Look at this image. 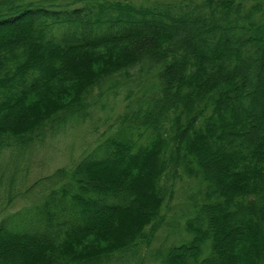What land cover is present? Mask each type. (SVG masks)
I'll return each instance as SVG.
<instances>
[{
    "label": "trees",
    "instance_id": "trees-1",
    "mask_svg": "<svg viewBox=\"0 0 264 264\" xmlns=\"http://www.w3.org/2000/svg\"><path fill=\"white\" fill-rule=\"evenodd\" d=\"M150 4L0 0V151L130 80L114 135L0 219V264H141L172 206L156 264H264V0Z\"/></svg>",
    "mask_w": 264,
    "mask_h": 264
},
{
    "label": "rangeland",
    "instance_id": "rangeland-1",
    "mask_svg": "<svg viewBox=\"0 0 264 264\" xmlns=\"http://www.w3.org/2000/svg\"><path fill=\"white\" fill-rule=\"evenodd\" d=\"M136 4L144 3L151 5L154 1L174 2L178 0H129ZM120 85L119 95H110L103 100H108L104 104L95 105L89 110L91 115L86 118L73 120L55 134L48 133L44 141L28 147L23 153H18L11 148H4L0 151V219L6 213H13L24 206H31L40 203L43 199V193L47 185L54 184L51 181H41L33 186L40 178L53 174L60 167H69L77 163L97 145L107 140L117 131L119 116L125 111V105L129 102L125 100L127 86L130 80L123 79ZM100 90H96L97 95ZM104 105V106H103ZM49 132V131H48ZM8 169L7 173H3ZM15 176L13 182H9L10 177ZM193 181L185 178L177 184V195L170 202L181 204L183 201L181 192L186 189ZM12 188L13 199L8 204L7 193ZM45 190V191H44ZM44 191L41 195V192ZM170 207V206H169ZM173 206L166 209L167 223L160 228L151 244L142 248L141 264H156L153 254L164 245L180 243L189 236L184 230L183 220L176 222V231H171L170 227L173 221ZM170 221V224H169ZM111 264H134V261L124 258L123 261H117Z\"/></svg>",
    "mask_w": 264,
    "mask_h": 264
}]
</instances>
